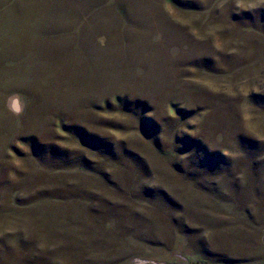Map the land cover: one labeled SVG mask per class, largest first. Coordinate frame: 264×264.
<instances>
[{"label":"rangeland","instance_id":"1","mask_svg":"<svg viewBox=\"0 0 264 264\" xmlns=\"http://www.w3.org/2000/svg\"><path fill=\"white\" fill-rule=\"evenodd\" d=\"M0 264H264V0H0Z\"/></svg>","mask_w":264,"mask_h":264},{"label":"bare ground","instance_id":"2","mask_svg":"<svg viewBox=\"0 0 264 264\" xmlns=\"http://www.w3.org/2000/svg\"><path fill=\"white\" fill-rule=\"evenodd\" d=\"M10 106L13 108V109H16V102L14 100H10Z\"/></svg>","mask_w":264,"mask_h":264}]
</instances>
